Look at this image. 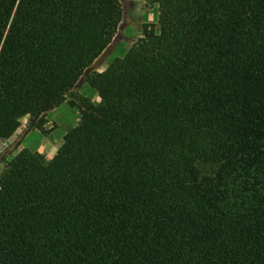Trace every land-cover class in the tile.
I'll return each mask as SVG.
<instances>
[{
	"label": "trees",
	"instance_id": "16d2710c",
	"mask_svg": "<svg viewBox=\"0 0 264 264\" xmlns=\"http://www.w3.org/2000/svg\"><path fill=\"white\" fill-rule=\"evenodd\" d=\"M89 73L123 0H0V142L69 102L52 159L0 175V264H264V0H151Z\"/></svg>",
	"mask_w": 264,
	"mask_h": 264
},
{
	"label": "rangeland",
	"instance_id": "374dc122",
	"mask_svg": "<svg viewBox=\"0 0 264 264\" xmlns=\"http://www.w3.org/2000/svg\"><path fill=\"white\" fill-rule=\"evenodd\" d=\"M159 6L151 0H123V20L118 33L110 47L95 61L89 69L103 72L111 61L122 57V52L142 37L145 25L158 24ZM69 95L71 102L78 98H87L94 103L99 102L98 96L91 91L86 77L74 88ZM66 102L55 110L49 112L45 117V133H40L30 127V116L21 118V126L11 139L0 142V175L5 170L7 162L25 149L38 150L52 159L63 144V135L68 128L77 125V112L72 105Z\"/></svg>",
	"mask_w": 264,
	"mask_h": 264
}]
</instances>
